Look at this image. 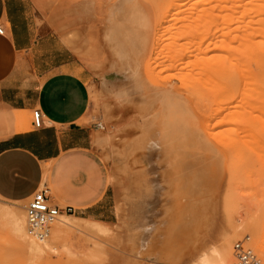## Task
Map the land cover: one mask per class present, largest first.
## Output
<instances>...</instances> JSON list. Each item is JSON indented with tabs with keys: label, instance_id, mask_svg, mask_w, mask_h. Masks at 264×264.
I'll list each match as a JSON object with an SVG mask.
<instances>
[{
	"label": "rangeland",
	"instance_id": "obj_1",
	"mask_svg": "<svg viewBox=\"0 0 264 264\" xmlns=\"http://www.w3.org/2000/svg\"><path fill=\"white\" fill-rule=\"evenodd\" d=\"M199 1L201 2L202 0H107L103 5L102 12L99 14V22H95L93 28L87 26L88 22L86 20L81 21L82 24L78 22L77 24L75 23L72 17L70 4L67 3L68 0L52 1L49 16L47 18L51 26L50 29L82 60L87 69L88 76L90 77L91 103L87 116L84 119V124L91 127L93 131V147L105 162L110 182L115 186L116 192H118V220H115L112 224L106 225L93 223L89 220L77 219L73 215H63L60 219L63 217L71 219L74 224L84 226L88 230L87 233L69 232L65 237L66 239L62 240L58 245L56 244L58 248L56 247L57 249H55V251L47 250L42 256H33L24 248L23 242L19 239L17 228V224H20L21 221L25 220L24 224L26 225L25 210L27 201L13 203L0 198V264H204L201 262L202 257H205V255L211 263L215 264L222 248L223 241L226 238H231L232 240V264L234 262V244L238 241H245L246 239L249 240V247L253 249L264 262V243L262 241L264 236V159L259 157V153L257 154V152L264 149V147H262L264 145V124L263 127H261V124V128L252 125L255 128L252 127V130L255 131L260 139H263V144L260 142L259 138L257 140L255 139L256 136L254 137L251 134H254L251 130L250 136L254 138L252 137L253 143L250 142L254 144L259 141L257 145L261 143L262 146L260 145V147L263 149H261L259 145L258 147L254 145L253 149V147L251 148V143L250 147L246 145V143L242 146L240 151L241 155L236 162L239 184L235 182L234 186L230 184L232 181V178L230 179L231 163L227 155L229 151H226V149L230 150V148H220L213 140L211 141V147H213L219 155V159L216 167V175L213 177L214 179L211 178L210 175L207 179L208 182H212L213 191L211 193L210 202L207 204L208 209L205 212L203 211L201 215L200 235L198 237L199 239H197V245L195 243V245L183 255H178L176 252L170 253L169 260L164 259V261L161 259V254H157L156 251L153 250L152 252H148L150 247L149 241H152L153 233L158 231L161 234H155L154 243L151 242V244L154 245L155 242H161L164 239L163 235L167 233L168 221L166 220L165 213L169 203H172L168 198H165V193L168 190V186L165 183L168 168L165 158L162 156L159 149L151 145L150 142L148 144L146 138L142 137L143 128L146 124L142 108L144 104H137L129 98V84L125 80L131 79V69L126 61L125 64L121 66L119 58L113 55L110 45L106 42L104 32L109 22H107L105 16L110 8H119V2L127 3V5H129L130 17L134 14L135 18L139 19L140 27L143 28L144 31H148L152 37L151 40L153 45H155L153 46L155 49L157 47L156 44L158 43L159 45L161 43V41H158H163L164 38L162 37H165V43L162 42V44L157 47L156 52L163 48L166 49L170 43L169 40L171 41L169 37L177 36V31L179 29V31H181L187 27L186 29L188 32L185 31L186 35H189L187 34L190 32L188 29L193 28L191 30L195 31L196 29L194 30V26L192 25H194L193 23L198 25L197 22L191 21V27H189L190 25L186 26L193 18L195 20L197 17L196 21L200 20L199 26H202L203 32L208 33L206 30L209 29L210 34L215 33L216 35H219L220 31L225 33L226 24H224V21L226 18L223 19L224 16L227 17L229 14V16L231 15L234 18L240 17V19H242V14L239 13L243 12L241 9L243 8L242 5L245 4V0H228L230 2H225V0H222V2L220 0H205L209 5H207L204 0L201 4L198 3ZM209 1L211 3L213 2V5H211ZM82 2H86L90 5L91 16H94L93 3L84 0L77 4H81ZM232 3L233 5L236 3L235 5H239H237V7H241L237 8L236 6H232ZM210 5L212 8L207 9L209 10L207 11L206 8H209ZM190 7H192V10ZM218 7L221 8V10ZM236 8L241 11H237ZM203 9L207 12L205 14L206 16L204 15L205 12ZM201 11L204 13L201 14ZM230 11H232L231 13L235 11V13L232 15ZM74 13H78L82 16L85 15L79 10V5L75 6ZM210 13H215V17L213 16L214 14H212L214 19H212V16L211 19L209 18ZM88 15L90 16V13ZM189 15L192 17L191 19L188 18L190 17ZM166 17L169 20H167ZM179 18H182L181 21L178 20ZM198 18L201 19L198 20ZM203 18H205L204 20L206 22L204 20L202 21ZM208 18L214 24L216 23L215 27L209 20V23L207 22ZM232 18L227 17L228 20ZM234 18L233 21H235V23L238 24V22L241 21V23H239L244 24L243 20L238 19L236 22V18ZM166 20L168 22H166ZM201 21L205 24L203 25ZM185 22L186 25H184ZM221 23L225 27V29H223L224 31L220 29L221 27L223 28ZM229 23L231 24L232 22L230 21ZM229 23H227V25ZM235 23L233 22L232 25L236 26ZM243 24L238 26H241L242 29ZM182 25V29L178 27ZM206 25L210 27L207 28ZM203 26H206V30ZM234 26L232 27L236 28ZM170 27L172 29H170ZM218 27L220 28L218 29ZM217 29L219 32H217ZM162 30L165 32L167 31L166 33L164 32L165 35L163 36L161 35V33H163ZM242 30L239 32H242ZM203 32L198 31L199 34H197L196 31V33L193 32V34L195 33L194 35L198 37ZM167 33L169 35L171 33L173 36H169ZM191 33L190 35L195 37ZM205 34L206 33H204V35ZM159 35H161V37ZM157 36L158 41H156ZM191 36L190 38H193ZM187 37L185 38L187 39ZM188 39L185 41H190V39ZM199 39L196 38V41ZM168 48L170 50V46ZM167 49L166 51H168ZM159 51L158 55L161 53ZM154 53L155 52H153V54ZM168 54L167 56L163 55L164 57L160 55L161 58H159V56L155 58L154 54L153 57H151L152 60L146 61L144 65L146 68H143L145 75L148 76L149 74L152 75L155 73L153 69H151L153 66L150 67L153 58H158L157 60L161 59L160 63L166 61L167 63L161 64L162 67L165 64L167 65L169 62L167 58ZM217 54H222L221 57L225 56L224 51L222 53L217 51ZM170 56H172V54H170ZM163 58L166 60L162 61ZM155 59L153 62L154 65L157 62ZM117 61H119V63H117ZM158 63L159 61L156 63L155 67ZM159 66L160 65L156 67V71H158ZM160 68L158 72L161 74L158 72L157 74L162 76L156 78L157 80L171 75L170 71L168 72L165 70L166 68L164 69V71H166L165 73L160 72ZM240 72L239 68H237V71L235 70V75L241 76ZM120 73H124L123 79H125L122 82L117 81V77L121 76ZM157 74L155 73L153 76L157 77ZM171 89L175 94L177 91L178 93L182 92V90H178V85L171 87ZM173 89L176 90L174 91ZM125 91L128 92V96L123 93L126 96L123 97L121 92ZM188 94L190 93L188 92L187 95ZM187 95H185L186 98L188 97L185 102L191 117L196 122V125L199 126V129H201V134L208 138L206 120L209 117L206 118L205 115L198 112V105H196L197 102H202L197 95L195 97V94H193L194 97L191 94L189 96ZM233 128L235 127L233 126ZM251 137H248V140H251ZM246 142H248L247 139ZM255 149L257 150L255 151ZM260 152L261 155L264 153H262V151ZM46 178L47 175H44V180H46ZM17 218L19 219L18 221L16 220ZM24 224L23 226L26 228L25 230H27V225L25 226ZM95 224L101 225L105 231L101 232L95 230L93 226ZM162 236L163 238H161ZM136 248L142 250L143 255H140L139 258L135 252L133 253L134 250L136 251Z\"/></svg>",
	"mask_w": 264,
	"mask_h": 264
},
{
	"label": "bare ground",
	"instance_id": "obj_2",
	"mask_svg": "<svg viewBox=\"0 0 264 264\" xmlns=\"http://www.w3.org/2000/svg\"><path fill=\"white\" fill-rule=\"evenodd\" d=\"M220 1L222 2V0ZM201 2L199 1L198 3L201 4ZM225 2L230 1L225 0ZM207 3L208 2H206V4ZM209 3L211 2L209 1ZM212 3L211 5H213ZM244 3L241 9L244 13H239L242 14V19H240V17H235L236 22L238 19L244 21V24L242 23L243 30L241 26H238L242 25L240 24L241 21H239L240 23L238 22V24L235 23V21H233L234 17L228 14L227 17L233 18L228 20L227 17L223 15V19L226 18L224 21L225 23L221 19L222 22L226 24V29L222 23L221 25L223 28L218 27V29L220 28L221 30L225 29V31L223 30L225 33H222V31L219 32L217 29V32L220 33L219 35H216L214 32V34H210L209 29L206 30V26L207 28L210 27L208 25L203 26L208 33L203 32L202 26H199V19L201 18H198L199 21H196L197 17L195 20L194 18L191 19L193 17L191 14L192 17L190 15V17H188L191 19L188 25H186V22L184 25H190L189 27H191V21L197 22L198 25L193 23L194 25L192 26H194V30H196H191L193 28L188 29L190 32L187 34L190 35L191 32V34H193V32L196 33V31L197 34H199V31L203 32V35L201 34L197 37L194 33L193 35L195 37L190 35L193 37L190 38L189 35L185 34L187 27L184 26L185 30L182 29L183 25L181 27L178 26L182 29L181 31H179L180 29L177 27L179 32L177 31L178 34H175H177L178 37L176 35L174 36L175 38L169 37L172 34L170 33L169 35L168 32L167 34L169 36H167L169 39H171V41L174 40L172 42L169 40V45H166V49L170 46V50L169 48L167 49L168 51H166L165 48L160 51L158 50L161 52L160 55L162 56H167L169 53L167 57L169 62L167 65L165 64L166 66L163 65L164 68L161 64H164L166 61L160 63L161 59L157 60L158 58H155L156 56L161 58L156 50L157 47L165 41V37H162L164 38L163 41H158L157 36L156 41H161V43L159 45L157 43L155 49V47H153L155 45H153L151 40L152 37L148 31H144L143 28L140 27L139 19L135 18L134 14L130 17L129 5H127V3L119 2L120 7L117 9L116 7L110 8L105 16L107 22H109L104 32L106 42L110 45L113 55L119 58L121 66L124 65L126 61L131 69V79L125 80L129 84V98L137 104H144L142 108L146 124L143 128L142 137L146 138L148 144L150 142L151 145L159 149L162 156L165 158L168 168L165 178L168 190L165 193V198H168L172 203H169L165 213L166 220L168 221L167 233L163 235L164 239L161 242H155L154 245L151 244V242L154 243L155 234H160L158 231L154 232L152 241H149L150 247L148 249V252L154 250L157 254H161L160 256L163 261L164 259L169 260L170 253L176 252L178 255H183L186 251L190 250L195 243L197 245V239H199L198 237L200 235L201 215L203 211L205 212L208 209L207 204L210 202L211 193L213 191V184L212 182H208L207 179L209 175L211 178L216 175V167L219 159V155L214 148L211 147V141L213 140L220 148H230V150L226 149V151H229L227 155L231 163L230 179L232 178V181L230 184L234 186L235 182L239 184L236 162L241 155L240 151L242 146L246 143V145L250 147V143H253V136H256V140L259 138L255 131L252 130V125L260 127L262 124L261 127H263L264 124V0H245ZM235 4L233 5L232 3L231 5L237 7L238 4ZM77 5H79V10L85 15L90 13L91 16L90 5L88 3L82 2ZM211 5L209 8L207 7L206 10L212 8ZM190 8L192 10V7ZM221 8L219 9L221 10ZM241 10L237 9V11ZM232 11H230V14L233 15L235 11L231 13ZM204 12L201 11V14L204 13L205 15L207 13L205 10ZM212 14H214V17L216 16L215 13ZM212 14L210 13V19L213 17ZM214 17L212 19H214ZM205 18H203L202 21ZM209 18L207 22L208 20L210 21ZM181 19L182 18H179L178 20L181 21ZM167 20L169 19L167 18ZM167 20L166 22H168ZM202 21L201 23L204 25L205 23ZM228 21L234 22L236 26L232 25V23L230 24ZM227 23L229 24L227 25ZM170 29L172 28L170 27ZM239 29L242 30V32H239ZM164 30H162L163 33L165 32ZM163 33H161L162 36L165 35V33ZM204 33H206V36ZM161 35L159 36L161 37ZM185 37H187V39L189 38L190 41H185L187 40ZM196 38L202 39H199L200 41L198 40V42ZM182 40L185 42L183 43ZM217 51L221 53L224 51L225 56L221 57L222 54L218 55ZM153 52H155V55ZM170 54H172V56H170ZM153 55L155 56L153 62L154 59L157 62L159 61V68H163H160V72L165 73L166 71H164V69L166 68L165 70L168 72L170 71L171 75H168L169 77H160L161 79L159 80L156 79L162 76L159 75L161 74L158 72L159 68L158 71H156L158 65L156 67L155 65L157 62L155 65L151 62L150 67L153 66L151 69H153V72L156 74L158 72V76L156 75L157 77H154L153 74L155 75V73L152 75L149 74L148 76L145 75L143 69L145 67L144 65ZM169 56L172 59H170ZM164 60L166 59L163 58L162 61ZM119 61H117V63H119ZM237 68L241 71V76L235 75V70L237 71ZM120 74L121 76L117 77V81L122 82L125 79H123L124 73ZM175 85H178V90H182L181 93L177 91L175 94L172 91L171 87ZM188 92L192 96L193 94H195V97L197 95L202 102H197L196 104L198 105V112L205 115L206 118L209 117L206 120L208 138L201 134V129L196 125V122L191 117L187 108L185 101L188 97L186 98L185 95H187ZM123 93L128 96V92H121V95L126 97ZM233 126L235 128H233ZM250 130L253 131L254 134L251 133ZM250 133L253 135L252 137ZM248 137H251V140H248ZM246 139L249 144L246 142ZM259 140L263 144V139L259 138ZM257 142L254 144L251 143V148L253 147L254 149V145L256 147ZM262 144L258 143L259 147L260 145L262 146ZM262 147H264V145ZM262 147L260 148L263 149ZM256 150L257 149H255V151ZM263 150L260 151L263 153ZM260 151L257 152V154L259 153V157L264 159V153L261 155ZM46 174L47 168L44 170V175ZM16 220L18 221L19 219L17 218ZM24 221L17 224L19 239L23 242L24 248L33 256H42L47 250L55 251V249L58 248L56 244L58 245V243L66 239L65 237L69 232L86 234L88 231L84 226L74 224L71 219L63 217L59 219V222L53 227L52 234L48 241L37 243L28 236L27 230H25L26 228L23 226ZM93 226L97 231H105L101 225L95 224ZM163 236L161 238H163ZM231 241V238L224 239L215 264H232ZM262 241L264 243V236ZM134 252L138 258L140 255H143L142 250L139 248H136V251L134 250L133 253ZM201 263L213 264L206 255L202 257Z\"/></svg>",
	"mask_w": 264,
	"mask_h": 264
},
{
	"label": "crops",
	"instance_id": "obj_3",
	"mask_svg": "<svg viewBox=\"0 0 264 264\" xmlns=\"http://www.w3.org/2000/svg\"><path fill=\"white\" fill-rule=\"evenodd\" d=\"M52 1L0 0V198L22 203L45 187L53 205L109 225L118 220V192L84 124L90 77L50 29ZM80 1L68 0L72 17L93 28L107 0H88L94 16L74 13ZM34 111L41 128L33 125Z\"/></svg>",
	"mask_w": 264,
	"mask_h": 264
},
{
	"label": "built area",
	"instance_id": "obj_4",
	"mask_svg": "<svg viewBox=\"0 0 264 264\" xmlns=\"http://www.w3.org/2000/svg\"><path fill=\"white\" fill-rule=\"evenodd\" d=\"M0 28V34H2ZM34 127L41 128L42 115L40 111L32 114ZM48 189L43 187L36 191L28 200L26 205L27 233L37 243L48 241L52 228L59 222L63 215H72L73 208H59L52 204L48 195ZM249 240L238 241L233 246V264H264L263 260L248 245Z\"/></svg>",
	"mask_w": 264,
	"mask_h": 264
}]
</instances>
